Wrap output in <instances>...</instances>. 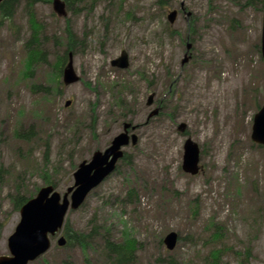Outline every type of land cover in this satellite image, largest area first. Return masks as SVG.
Returning a JSON list of instances; mask_svg holds the SVG:
<instances>
[{"label": "rangeland", "instance_id": "1", "mask_svg": "<svg viewBox=\"0 0 264 264\" xmlns=\"http://www.w3.org/2000/svg\"><path fill=\"white\" fill-rule=\"evenodd\" d=\"M52 1L33 8L48 30L41 48L50 65L26 69L32 35L26 0L15 5L13 29L8 22L0 28V257L10 255L8 242L21 221L16 197L38 193L47 180L64 195L79 165L132 125L138 144L124 149L131 163H118L68 216L72 227L85 234L107 227L120 241L127 233L137 244L132 264H162L169 255L180 264H205L214 248L226 249L224 264H240L245 257L237 254L247 251L245 264H264V148L251 139L264 105L263 15L249 0H162L166 10L157 0H99L61 18ZM176 10L170 26L167 15ZM68 27L78 42L65 63L81 81L56 96L51 83L56 57L67 55ZM123 52L129 68H114ZM189 139L201 150L195 177L182 170ZM130 189L137 200L127 198ZM214 232L224 239L205 247ZM171 233L178 241L170 252L160 240ZM188 237L193 242L183 241ZM56 241L30 264H106L92 249L85 257L80 246Z\"/></svg>", "mask_w": 264, "mask_h": 264}, {"label": "water", "instance_id": "2", "mask_svg": "<svg viewBox=\"0 0 264 264\" xmlns=\"http://www.w3.org/2000/svg\"><path fill=\"white\" fill-rule=\"evenodd\" d=\"M6 0H0V4ZM54 10L59 16H66V5L62 0H54ZM177 12L169 16V21L173 24ZM191 45L188 46V50ZM261 53L264 60V18L262 30ZM188 58L184 60V63ZM113 66L126 69L129 66L128 55L123 52L121 57L113 62ZM63 80L66 85L78 82L80 79L75 74L72 63L64 70ZM70 103L67 104L69 106ZM156 114V112L154 113ZM129 125H127V128ZM252 141L264 147V105L254 118L252 129ZM136 137L133 142L136 144ZM129 145V137L122 134L117 137L112 147L105 153L96 154L90 165L83 164L75 174L76 186L70 188L63 200L59 193L54 192L53 187L42 189L38 196L29 201L21 209V221L15 233L10 237L8 245L10 256L0 257V264H30L51 249L50 237H54L63 228L65 218L70 206L77 210L85 201L91 190L101 184V182L115 170L117 161L123 157L121 148ZM112 160L109 162V159ZM200 149L196 143L189 139L185 144L184 172L197 175L199 173ZM69 195L71 200L69 201ZM178 241V235L171 233L165 240L167 248L174 250ZM64 238L59 240V245L64 246Z\"/></svg>", "mask_w": 264, "mask_h": 264}, {"label": "trees", "instance_id": "3", "mask_svg": "<svg viewBox=\"0 0 264 264\" xmlns=\"http://www.w3.org/2000/svg\"><path fill=\"white\" fill-rule=\"evenodd\" d=\"M19 0L16 1H3L0 4V28L4 26L3 22H8L10 23V28L13 29L12 26V21L14 19L16 10H15V5ZM27 5L25 7V10L27 12V15L30 17V22H31V27H32V35H31V40L25 44V48L27 50V71L32 67L33 64L40 63L42 65H47L49 64L47 57H48V51L45 49L41 48L42 40L46 38V35L48 33V30L46 29V26L43 25L42 23H39L36 20V16L34 13V6L38 3L41 2V0H26ZM66 3L67 6V11L68 12H73L74 14H78L79 10L75 9V5H82L86 4L88 1L92 3L93 6L97 4L99 0H63ZM122 1V0H121ZM158 4L160 5V8L163 10H166V4L162 2V0H157ZM246 5L248 7H252L255 10H257L258 13L264 15V0H249ZM131 15L128 14V17ZM231 23H236V20L231 21ZM170 26H168V29ZM65 38L64 41H66L67 44V55L65 57H56L58 59V62L56 63V76L55 80L53 79L51 83L53 86L55 85L56 87L53 88L54 91H57V89L60 86L61 82V77H62V70L64 66L66 65L65 62L68 61V54L69 52H72L74 48H76V43L78 42L76 39L75 34L73 33L72 29L70 27L67 28L65 31ZM173 36V33L171 34ZM59 40V39H58ZM57 39H54L56 42V45L58 46L59 42ZM54 42V43H55ZM50 65V64H49ZM48 65V66H49ZM51 77L54 76L53 73H50ZM53 78V77H52ZM48 90V89H46ZM46 102L49 104L52 102L51 98V93L50 90L47 92V98L45 99ZM20 131V129H18ZM17 131V132H18ZM16 132V135H17ZM20 135V134H19ZM28 134L24 135V139L27 138ZM25 142H27L25 140ZM28 143V142H27ZM260 148V147H259ZM125 162L127 164L131 163V160L126 158ZM236 184V191L238 194L241 193V187L238 183V180L234 181ZM53 185L49 180L46 181V186ZM54 186V185H53ZM39 193V189L37 190ZM28 193V192H26ZM38 193L30 195L28 198L24 196L18 195L16 197L15 201V206L17 209H22L24 205H26L31 199H33ZM127 198L130 201H134L135 199L137 200V197L135 196V190L130 189L129 193H127ZM197 213H195L196 215ZM211 227L216 228V224L213 222L210 224ZM206 230V229H205ZM208 231V228L207 230ZM110 229L109 228H104L103 232L101 231L99 234L97 233L96 230L92 231L89 234H85L83 232H80L76 230L74 227L71 225V221L68 220L65 229H64V237L67 240V245L66 249L72 248L74 245L80 246L82 252L84 253L85 257H89L88 252L90 249L94 253L98 254L101 261L106 264H132L134 261H136V249H137V244L134 239H132L130 236L125 235L123 240H115L109 233ZM213 240L211 241H205L204 246L205 247H210L211 243H220L224 239V235L222 233L218 234L217 232H214ZM94 236H99L100 237V242H101V247L99 249V244L100 242L98 241H91L90 239ZM183 241H192L191 237H188L184 239ZM164 241L163 239L160 240V244L163 245ZM89 250V251H88ZM226 249L223 248L221 250L218 249H212L210 252L209 256L206 257L204 260L205 264H224V254H225ZM240 257H245L242 261H240V264H245L246 262L249 261L250 258V251H247L245 254H237V258ZM160 263L162 264H180V261L172 255H169L168 259H160ZM44 264H49L46 260H44ZM186 264H191V261H188Z\"/></svg>", "mask_w": 264, "mask_h": 264}, {"label": "flooded vegetation", "instance_id": "4", "mask_svg": "<svg viewBox=\"0 0 264 264\" xmlns=\"http://www.w3.org/2000/svg\"><path fill=\"white\" fill-rule=\"evenodd\" d=\"M67 65V64H66ZM65 67V66H64ZM64 70H65V68H63V70H62V77H61V82H60V86H59V88L57 89V91H54V93L56 94V96L57 95H60L61 94V91L65 88V87H67L65 84H64V82H63V74H64ZM51 88V87H50ZM51 91V90H50ZM153 105V100H152V98L151 99H149V102L147 103V106L148 107H151ZM134 128V126H131V127H128L127 128V126H125V128H124V133H126V132H128V135L130 136V137H132L133 136V134L130 132V131H132V130H134L133 129ZM117 136H119V135H117ZM116 138V137H115ZM115 140V139H114ZM106 151V150H105Z\"/></svg>", "mask_w": 264, "mask_h": 264}]
</instances>
